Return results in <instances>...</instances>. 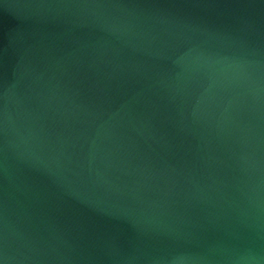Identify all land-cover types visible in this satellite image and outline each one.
<instances>
[{"label":"water","instance_id":"95a60500","mask_svg":"<svg viewBox=\"0 0 264 264\" xmlns=\"http://www.w3.org/2000/svg\"><path fill=\"white\" fill-rule=\"evenodd\" d=\"M0 264H264V0H0Z\"/></svg>","mask_w":264,"mask_h":264}]
</instances>
